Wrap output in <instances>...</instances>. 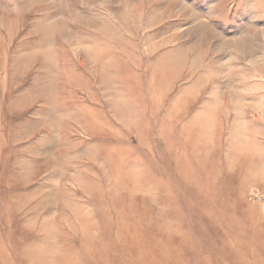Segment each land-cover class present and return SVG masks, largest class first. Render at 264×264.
Segmentation results:
<instances>
[{
  "label": "rangeland",
  "instance_id": "obj_1",
  "mask_svg": "<svg viewBox=\"0 0 264 264\" xmlns=\"http://www.w3.org/2000/svg\"><path fill=\"white\" fill-rule=\"evenodd\" d=\"M0 264H264V0H0Z\"/></svg>",
  "mask_w": 264,
  "mask_h": 264
},
{
  "label": "bare ground",
  "instance_id": "obj_2",
  "mask_svg": "<svg viewBox=\"0 0 264 264\" xmlns=\"http://www.w3.org/2000/svg\"><path fill=\"white\" fill-rule=\"evenodd\" d=\"M171 55V54H170ZM169 54H167L166 55V61L165 62H163V63H166L165 65H167V66H171L172 65V63H171V60H169V59H171V58H169V57H171ZM163 57H165V56H163ZM169 58V59H168ZM162 58H160V63H162V60H161ZM163 59H165V58H163ZM172 59H173V57H172ZM161 66V65H160ZM179 66V65H178ZM182 66V65H181ZM164 67V66H163ZM161 68H162V66H161ZM165 68H166V66H165ZM172 68H174V67H172ZM167 69H168V67H167ZM170 69V68H169ZM173 70V69H172ZM156 74V73H155ZM235 98V97H234ZM240 131V130H239ZM241 132V131H240ZM240 132H237L236 131V133L234 134V138H233V141H232V143H233V146H234V148H233V152H232V155H233V153H235V152H238L239 150H240V147H239V145L241 144V143H243V141H242V136H241V133ZM234 156V155H233ZM231 158H232V156H231ZM230 158V159H231ZM256 171H258V169L257 168H255V167H252V166H248V169H247V176L249 177L252 173H254V172H256Z\"/></svg>",
  "mask_w": 264,
  "mask_h": 264
}]
</instances>
